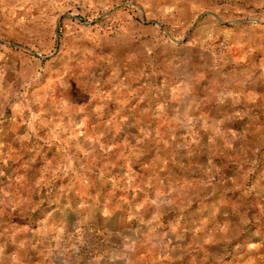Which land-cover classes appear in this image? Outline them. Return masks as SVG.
I'll return each mask as SVG.
<instances>
[{
	"label": "rangeland",
	"instance_id": "1",
	"mask_svg": "<svg viewBox=\"0 0 264 264\" xmlns=\"http://www.w3.org/2000/svg\"><path fill=\"white\" fill-rule=\"evenodd\" d=\"M0 264H264V0H0Z\"/></svg>",
	"mask_w": 264,
	"mask_h": 264
}]
</instances>
